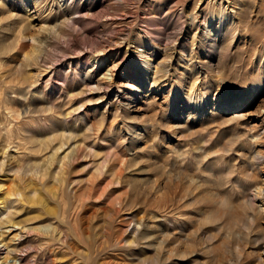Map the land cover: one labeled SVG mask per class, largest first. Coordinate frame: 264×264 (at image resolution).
Listing matches in <instances>:
<instances>
[{
  "label": "rangeland",
  "instance_id": "obj_1",
  "mask_svg": "<svg viewBox=\"0 0 264 264\" xmlns=\"http://www.w3.org/2000/svg\"><path fill=\"white\" fill-rule=\"evenodd\" d=\"M262 261L264 0H0V264Z\"/></svg>",
  "mask_w": 264,
  "mask_h": 264
},
{
  "label": "bare ground",
  "instance_id": "obj_2",
  "mask_svg": "<svg viewBox=\"0 0 264 264\" xmlns=\"http://www.w3.org/2000/svg\"><path fill=\"white\" fill-rule=\"evenodd\" d=\"M64 1V0H63ZM74 9V8H73ZM75 12H77V10L76 9H74V10H72L71 11V13H75ZM70 14V13H69ZM27 15V14H26ZM28 18V17H27ZM75 20V19H74ZM76 21H77V19H76ZM79 22V21H78ZM77 22V23H78ZM73 23V22H72ZM68 25V24H67ZM70 25V24H69ZM73 25V24H72ZM71 26V25H70ZM69 26V27H70ZM74 27V26H73ZM81 27V26H80ZM63 36V35H62ZM172 58V57H171ZM193 58V57H192ZM188 61H189V59H188ZM142 63V62H141ZM142 64H144V66L143 67H146V68H149L150 67V64H151V62H149V61H145V60H143V63ZM200 64V63H199ZM204 65V64H203ZM195 76H196V74H195ZM6 151V150H5ZM56 154V153H55ZM52 156H54V158H55V155H52ZM2 160V159H1ZM4 160V159H3ZM51 161V160H50ZM9 162V161H8ZM7 162V163H8ZM2 170V169H1ZM261 191V190H260ZM263 211V210H262ZM136 229V228H135ZM259 259H261V257L259 258ZM259 264H264V261H262L261 263L259 262Z\"/></svg>",
  "mask_w": 264,
  "mask_h": 264
}]
</instances>
